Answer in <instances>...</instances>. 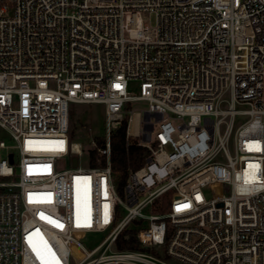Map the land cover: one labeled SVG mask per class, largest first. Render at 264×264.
Listing matches in <instances>:
<instances>
[{
  "label": "built area",
  "instance_id": "obj_1",
  "mask_svg": "<svg viewBox=\"0 0 264 264\" xmlns=\"http://www.w3.org/2000/svg\"><path fill=\"white\" fill-rule=\"evenodd\" d=\"M71 104L105 107L89 167ZM0 128V264H264V0H0Z\"/></svg>",
  "mask_w": 264,
  "mask_h": 264
},
{
  "label": "rangeland",
  "instance_id": "obj_2",
  "mask_svg": "<svg viewBox=\"0 0 264 264\" xmlns=\"http://www.w3.org/2000/svg\"><path fill=\"white\" fill-rule=\"evenodd\" d=\"M151 25H156V16L151 17ZM135 95L139 94L138 87L133 88ZM225 99H229V95H225ZM135 111L143 110L147 107V103L136 102L132 104ZM227 107V103L223 105V108ZM70 119H71V131H70V140L72 142H80L85 147V153L80 158V165L82 167H89V153L90 144L93 141H99L100 138L104 137L105 129V107L101 104H71L70 110ZM246 118L239 117L235 121V126L238 127ZM177 125V123H175ZM225 126V125H224ZM222 126V128H224ZM158 126L155 127L157 130ZM4 142L8 147H10V153H13L15 156L16 162L19 160V153L14 148L16 142L13 140L11 135L4 129L0 128V142ZM6 154V151H3V156ZM63 164L66 168L72 167L69 162V158L62 159ZM2 181V179H0ZM123 196V195H121ZM148 212V211H146ZM102 236L93 237L90 241L91 244L96 245L101 241Z\"/></svg>",
  "mask_w": 264,
  "mask_h": 264
},
{
  "label": "trees",
  "instance_id": "obj_3",
  "mask_svg": "<svg viewBox=\"0 0 264 264\" xmlns=\"http://www.w3.org/2000/svg\"><path fill=\"white\" fill-rule=\"evenodd\" d=\"M127 123L125 122L118 130H116L112 140V166L113 170L120 174V187H122L127 181L130 170H137L145 163L146 151L145 149L136 145L127 146L126 141ZM100 144V141H99ZM91 165H97V153L94 151L91 154ZM2 189L0 188V193ZM134 237L130 238V241H125L124 236L121 237L118 243L119 249H139L134 246Z\"/></svg>",
  "mask_w": 264,
  "mask_h": 264
},
{
  "label": "water",
  "instance_id": "obj_4",
  "mask_svg": "<svg viewBox=\"0 0 264 264\" xmlns=\"http://www.w3.org/2000/svg\"><path fill=\"white\" fill-rule=\"evenodd\" d=\"M11 162H13V155H11ZM74 165H77V159L74 160Z\"/></svg>",
  "mask_w": 264,
  "mask_h": 264
},
{
  "label": "snow or ice",
  "instance_id": "obj_5",
  "mask_svg": "<svg viewBox=\"0 0 264 264\" xmlns=\"http://www.w3.org/2000/svg\"><path fill=\"white\" fill-rule=\"evenodd\" d=\"M116 87H119V85H117Z\"/></svg>",
  "mask_w": 264,
  "mask_h": 264
}]
</instances>
